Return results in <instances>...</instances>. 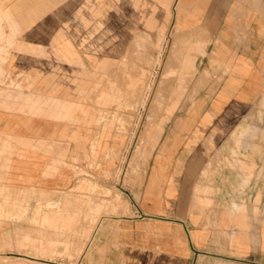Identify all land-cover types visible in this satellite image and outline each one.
<instances>
[{"label": "crops", "instance_id": "0c3cea01", "mask_svg": "<svg viewBox=\"0 0 264 264\" xmlns=\"http://www.w3.org/2000/svg\"><path fill=\"white\" fill-rule=\"evenodd\" d=\"M170 20L163 76L174 82L164 104L150 108L164 110L155 120L163 125L152 132L141 180L137 175L133 215L115 217L111 260L264 264V192L256 215L254 189L242 212L237 167L210 165L212 156L235 152L233 135H248L249 111L264 94V0H0V190L6 191L0 203L8 191L12 200L23 191L59 198L72 184L76 156L92 158V147L102 160L124 147L114 129L94 127L112 122L95 116L96 100L126 101L135 72L147 70L142 63H159L157 48ZM96 28L101 33L94 34ZM7 42L13 44L3 56ZM146 44L153 48L148 56ZM186 95L185 109L174 113ZM81 207L63 215L62 225L77 219ZM102 207L95 202V210ZM3 231L13 246L12 225ZM43 231L47 240L62 239L56 230ZM29 235L22 230V251L0 250L5 264L76 263L68 253L27 252Z\"/></svg>", "mask_w": 264, "mask_h": 264}, {"label": "rangeland", "instance_id": "374dc122", "mask_svg": "<svg viewBox=\"0 0 264 264\" xmlns=\"http://www.w3.org/2000/svg\"><path fill=\"white\" fill-rule=\"evenodd\" d=\"M111 14L116 15L117 11L111 12ZM172 26L170 20L164 30L163 44L157 48L158 54H160L159 63L154 62V64L149 65L142 63L143 68L146 67L147 70L143 74L142 72L141 74L135 72L136 82L129 86L132 94L126 101L118 106L98 104L99 99L96 100L97 104H95V100L91 101L96 106L94 109L95 116L107 117L109 115L112 121L109 124H102L101 121L95 122L93 123L94 127L97 129L103 125L106 129H114L115 134L124 138L125 145L122 147L124 149L114 147L108 151L107 155L103 156L102 160L97 159L92 147L91 151L94 152L92 158L82 154L76 156L73 159L75 164H73L72 184L58 193L59 198L54 199L45 196L40 198L33 192L23 191L14 193L12 200L11 193L8 191V200L0 203V232H3L0 234V250L10 247L22 251L21 233L22 230H28L30 235L26 236V245H24L27 252L43 255L45 251H50L52 254L61 256L68 253L69 258L77 256L75 264H117L111 260L113 257L116 261L117 230H115L114 225L115 217L133 215V204L135 203L133 196L139 185L138 179L141 180L142 177L148 156L146 152L151 144V134L158 129V124L163 125L155 120L164 115V110L159 109L154 112L150 108L156 101L165 102L162 96L174 82H172L171 77L164 79L163 76L165 71L163 61L166 51L169 50L167 46L170 47V35L173 34ZM98 29H94L93 33H101V28L100 31ZM144 31V26H142L141 33ZM12 44L7 42L4 51L1 52L3 56L7 55ZM150 49L153 48L146 44V47L143 48V54L147 55ZM195 71L188 85L194 82ZM157 93L160 94L161 98L156 96ZM188 100V95L184 100L181 99V105L174 110V113L182 112ZM159 107L165 108L164 106ZM249 113L248 135L240 134L238 137L233 135L230 143L235 148L236 153L216 154L211 157L210 165L237 167L240 174L237 188L242 195L240 199L241 211L246 212V207L252 204L249 194H252L254 189L258 195L251 207H253V213L256 215L259 195L264 192V138L259 137L260 134L264 135V94L259 96ZM5 146H8V143ZM240 147H243L244 151L240 152ZM247 148H251L250 153L245 151ZM142 151L145 157L141 156ZM4 193L6 191L0 190V195ZM95 202H102L104 207L95 210ZM80 204L82 207L78 218L70 221L68 226H63L62 216L66 217L77 212V206ZM212 206H215L214 203ZM6 207L10 210L2 211ZM28 215L29 217H27ZM99 218L103 220L97 225L95 219ZM11 225L14 230V245L7 246L6 231L3 230L11 227ZM103 228L108 229L104 235ZM43 230H56L57 235L62 236L61 241L43 238ZM91 232L93 235L90 238ZM64 237H67V241L63 240ZM2 259L5 258L0 257V263L5 264ZM30 263L41 264L34 261Z\"/></svg>", "mask_w": 264, "mask_h": 264}]
</instances>
